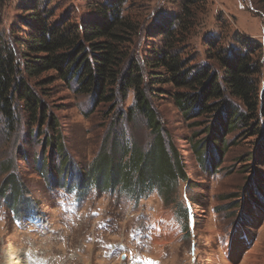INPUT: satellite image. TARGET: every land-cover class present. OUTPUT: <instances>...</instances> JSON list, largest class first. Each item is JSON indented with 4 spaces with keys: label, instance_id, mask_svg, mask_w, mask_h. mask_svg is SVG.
<instances>
[{
    "label": "rangeland",
    "instance_id": "374dc122",
    "mask_svg": "<svg viewBox=\"0 0 264 264\" xmlns=\"http://www.w3.org/2000/svg\"><path fill=\"white\" fill-rule=\"evenodd\" d=\"M26 2L31 3L0 0L1 54L8 49L19 51L28 33L23 20ZM36 2L46 14L51 11L55 21L68 20L73 25L70 19L82 23L94 18L96 6L105 0ZM127 9L139 24L132 47L137 62L144 65L168 47L167 34L153 28L157 21L165 25L163 19L167 18L175 20V31L182 29L179 38L185 39L175 44L172 53L192 60L190 68L208 65L221 73L218 64L209 59L210 54L221 47L228 53L233 49L245 53L247 42L252 43L257 48L254 58L259 62L255 79L260 93L263 91L264 0H133ZM215 38L219 44L210 47L207 42ZM52 76L51 72L38 78L19 75V80L26 78L46 103L42 135L28 124L23 103H15L20 120L15 125L0 115V264L20 257L26 250L38 264H147V260L156 258L162 259L158 264H264V205L261 208L254 201L261 198L258 187L264 180L263 130L250 135L242 126L228 132L223 155L215 156L212 151L218 166L206 171L199 155L208 152V130L218 121L219 108L186 118L174 104L172 85H154L167 91L157 92L155 105L165 138L173 141L188 181L180 177L174 187L149 192L139 199L120 191L99 194L91 189L80 193L77 187L66 188L73 192L71 195L61 188L64 193L58 195V190L49 188L48 175L53 185L54 180H68V176L73 182L80 170L88 172L104 145L113 152L111 148L119 141L122 146L138 141L139 149L149 152L154 137L141 114L125 116L134 104L133 92L124 102L95 108L90 96L74 90L75 82L48 83ZM234 100L245 110L239 100ZM51 119L58 122L57 130L52 128ZM53 135L61 136L64 151L56 152V144L50 145V141L55 143L53 138L46 143V138ZM199 144L205 147L200 152ZM115 151L120 152L119 148ZM21 154L27 160L19 159ZM64 157L67 160L61 167ZM13 177L18 182H11L7 191L1 190L7 178ZM180 207H188L192 214L188 234L176 223L183 222ZM110 241L125 244V248L105 253L104 248L110 250L114 244ZM234 248L237 253L232 252ZM123 254L129 259L122 261Z\"/></svg>",
    "mask_w": 264,
    "mask_h": 264
},
{
    "label": "trees",
    "instance_id": "16d2710c",
    "mask_svg": "<svg viewBox=\"0 0 264 264\" xmlns=\"http://www.w3.org/2000/svg\"><path fill=\"white\" fill-rule=\"evenodd\" d=\"M30 1L23 4V20L28 33L22 43L20 41L19 51L8 49L0 53V115L15 125L19 120L15 103H23L29 116L28 124L35 126L39 136L42 135V128L46 124V103L26 78L19 80V75L38 78L51 72L53 76L47 79L48 83L55 80L67 84L75 82L74 90L78 94L90 96L95 108L101 104L124 102L128 94L133 92L134 104L127 109L125 116H134L136 112L141 114L154 137L149 152L139 149L138 141L134 144L130 142L128 146H122L119 141L111 148L113 152L104 145L88 172L80 170L73 176V182L68 176V180H54L53 185L51 175H48L47 184L50 189L77 187L80 193L94 189L99 194L120 191L139 199L138 196L149 192H164L168 187H174L180 177L188 181L180 156L173 148V141L167 142L165 138L163 123L155 105L157 92L160 94L167 91L157 89L154 85H172L174 104L186 118L200 117L219 108L218 121L208 130V152L199 155L200 163L206 171L210 172L213 165L215 168L218 166L215 156L223 155L224 137L228 132L242 126L248 128L250 135L261 130L264 132V89L260 93L255 79L259 72V62L254 58L257 48L252 43L247 42L248 50L245 53L238 49L228 53L221 47L220 51L218 49L210 54L209 59L218 64L221 73L210 69L208 65L200 69L190 68L192 60L182 58L179 52L172 53L175 44L180 45L185 41L179 38L182 29L175 31V20L164 18L165 25L157 21L153 28L159 33L164 32L173 41L167 40L168 47L161 50L152 61H145L142 65L137 62L132 49L139 24L127 13V7L133 0H105L96 6L94 18L82 23L70 19L73 25H69L68 20L55 21L51 11L46 14L45 8L41 9L36 0ZM193 10L194 7L191 12ZM188 18L191 19L192 15L189 14ZM217 41L215 38L207 43L215 47L219 44ZM155 69L163 72H156ZM234 99L239 100L245 110L242 105H236ZM253 119L258 120V123L251 124ZM51 123L52 128L57 130L58 122L51 119ZM50 138L55 139V143L49 142ZM60 139V135L49 136L46 143L49 142L51 146L56 144V152L58 149L64 151L66 146ZM200 145L199 152L205 148ZM116 148H119V153L115 151ZM213 150L215 156H211ZM19 159L27 160V157L21 154ZM65 159L61 160V167ZM11 182L15 185L18 180L7 178L1 190L7 191ZM262 183L258 187L261 198L259 202L258 199L254 200L261 208L264 205V180ZM6 196L10 197L11 194ZM179 210L183 220L181 226L188 234L191 213L188 207H180Z\"/></svg>",
    "mask_w": 264,
    "mask_h": 264
},
{
    "label": "bare ground",
    "instance_id": "6f19581e",
    "mask_svg": "<svg viewBox=\"0 0 264 264\" xmlns=\"http://www.w3.org/2000/svg\"><path fill=\"white\" fill-rule=\"evenodd\" d=\"M225 250H226V248L223 251L224 253H225ZM23 252H24V254H22V255L20 254V257L17 256L16 259H14V260H12L10 262H7L6 264H38V263L33 261L32 254L28 253L30 251L26 250V251H23ZM232 252L233 253H237V249L234 248ZM237 260H238V258H237Z\"/></svg>",
    "mask_w": 264,
    "mask_h": 264
}]
</instances>
